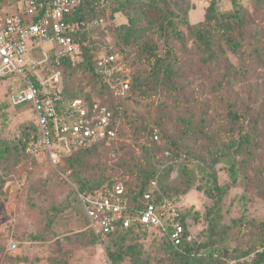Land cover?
<instances>
[{
	"label": "rangeland",
	"instance_id": "1",
	"mask_svg": "<svg viewBox=\"0 0 264 264\" xmlns=\"http://www.w3.org/2000/svg\"><path fill=\"white\" fill-rule=\"evenodd\" d=\"M20 5L19 0H0V12H19ZM83 7L89 24L80 43L94 45L91 62L110 49L122 50L129 71L123 68L120 72L129 79L144 75L156 56L164 55L160 20L169 21V27L185 34V45L194 61L200 53L195 41L187 39V26L202 22L210 11L233 23L241 15L247 25L264 29V0H94ZM144 41L156 45L153 55L143 48ZM170 45L182 56L180 42L172 38ZM33 59L38 64V75L27 74L37 81V77L48 80V90L105 98L94 71L86 64L62 72L55 67L51 51L45 54L41 49L34 52ZM240 63L236 54L226 50L219 59L217 76L229 82L216 92L208 91L205 84L203 92L193 100V86L179 94L163 90L140 93L133 88L125 101L117 139L91 154L81 172L88 183L106 175L104 184L112 178H122L133 185L141 179V170L154 167L160 176L167 165H172L170 177L159 185L169 196L178 198L186 210L184 221L194 235L198 262L210 253L221 255L226 247L228 262L252 264L257 253L264 250V120L254 134L256 144L242 149L241 154H231L236 161L235 181L226 160L210 165L213 142L237 137L242 127L240 120L230 121V103L239 117L243 113L240 99L243 105L261 110L264 117V69L248 85L240 82ZM56 71H60L57 82L50 79ZM21 82L15 74L0 78V264H179L174 251L155 231H134L121 246L119 241L91 233L76 197L79 186L68 168L69 153L52 163L44 152L26 154L22 148L33 135L35 117L29 105H14L11 101ZM169 110L172 118L165 117ZM204 110V125H200L199 117L188 121L181 118V113ZM151 131H158V140L151 138ZM202 131H208V138ZM150 141H155L159 150L146 161L143 147ZM166 148L174 149V159L164 156ZM9 150L12 152H4ZM181 152L186 157L180 158ZM213 174L216 183L228 189L219 202L216 244L205 247L202 243L209 232L206 211L210 209L213 218L217 211L212 208L216 203ZM187 182L190 187L182 192V183ZM10 241L16 243L14 251L7 250ZM127 245L137 247V251L132 248L131 256L112 262L107 248L120 251Z\"/></svg>",
	"mask_w": 264,
	"mask_h": 264
},
{
	"label": "trees",
	"instance_id": "2",
	"mask_svg": "<svg viewBox=\"0 0 264 264\" xmlns=\"http://www.w3.org/2000/svg\"><path fill=\"white\" fill-rule=\"evenodd\" d=\"M94 0H82V3L77 8L76 12L69 18L72 21H85V10L84 4H91ZM243 22V23H242ZM245 19L240 15L236 16L235 23L229 20H223L218 18L213 12H209L206 18L202 22L190 24L187 26V39H193L196 43L198 51L200 53L199 57L196 61L190 55V49L185 45V34L182 31L177 30L176 28H171L169 21L160 20L159 28L161 32V36L163 39L165 52L161 57L156 56L154 62L150 63L149 69L146 71L144 75L131 77L129 79V88L124 92L123 95L118 94L117 85L118 80H122L125 75L120 71L113 73L111 83L113 85H108L103 83L100 73L97 70L96 59H93L91 62V50L94 48V45H81V51L83 55V60L77 64H72L68 58L61 59L60 63H55L54 55L52 54V59L59 70L62 72L66 68H73V66H78L82 64H86L90 69L94 71V74L97 80L100 82V87L102 88L103 93H105V98H95V97H86V96H71V95H63L66 98L73 97H82L86 99L88 102L98 101L100 104L106 105L108 108L114 111L115 116V128L116 135L110 142H100L97 144H92L86 147L74 148L68 154V168L71 169V176L76 184L79 186L78 190L87 192L91 191L97 187L110 185L118 180H122L125 194L128 197V200L131 203L138 204L140 207L143 206L141 201V197L144 192H151L158 198L160 197H168L170 199L180 201L176 197L169 196L165 189L164 191L159 185L162 181H166L170 177V173L172 170V165H167L162 172L161 175H157L155 168L150 167L147 170H141V179L132 183L131 185L128 182V179L122 178H112L103 183L104 180L107 179L106 175H101V177H97L91 183L85 181L81 176V172L86 168L88 157L93 154L99 152L104 143L108 144L117 139L118 134L120 132L121 124L124 121V105L125 101L129 95V92L135 88L138 92H149L150 94L158 93L163 90L164 93L176 92L179 94L185 87L193 86L194 91L192 93V100L197 99L198 96L203 92L204 86L206 84L207 90L210 92H216L219 88L226 85L229 80L224 81L217 76L220 71L219 59L225 56V51L229 50L232 53L236 54L240 58V82L246 83L249 85V81L255 77V75L260 74L264 69V29L258 28L254 26H250L246 24ZM84 29L79 33L80 37L84 35ZM176 40L180 42V46L183 49L182 56L175 53L173 51L172 46L170 45V39ZM145 51H148L151 55H153L155 51V44L152 41H144L142 43ZM117 52L120 56L119 62L129 71V68L126 66L125 55L122 50H114L110 49L107 51V54H111ZM30 77V76H29ZM1 78V77H0ZM34 83L38 85L37 80L33 77ZM22 81V80H21ZM24 85L22 81L21 84L17 87L20 88ZM166 91V92H165ZM29 105L32 109L31 103L24 102L19 105ZM244 101L240 99V108H243V113L240 112V117L238 115L237 110L234 108V105L230 103L227 114L230 118L231 122H236L240 120L241 128L237 132V137H231L229 141H215L211 145V156H210V165L213 167L220 160L224 159L229 163V175L232 181L236 180V161L233 160L234 157L231 156L232 153L241 154L242 149H246L250 144H256L257 140L254 139V134L257 131V127L259 126V122L264 120L263 113L261 110H255L254 107L251 109L249 105H243ZM242 105V106H241ZM117 107H119L117 109ZM206 111L204 110L201 113H197L195 111L189 113H181L183 116L181 117L184 121L193 120L197 117L200 119L201 124H206ZM251 112V113H250ZM32 113L34 115L33 109ZM249 116V117H248ZM166 118H172V111H166ZM245 120L247 122L245 123ZM161 121V119H160ZM114 126V125H113ZM248 127V129H247ZM158 131H151V138L157 136L155 140H158L159 135ZM254 132V133H253ZM206 138H208V131H202ZM38 136V127L36 122L33 126V135L30 139H26L23 142V150L26 154H29L25 150L26 144L35 139ZM173 146H176L175 144ZM8 145L5 146V150ZM14 148H18L14 146ZM144 159L147 161L152 158L159 147L155 144V141L148 142L144 147ZM4 152H12V150L4 151ZM3 153V152H2ZM31 154V153H30ZM174 149L166 148L164 150V156L166 158L174 159ZM179 157H186L184 152L179 153ZM185 169V167H184ZM214 180V189L216 190V203L212 208H216V215L213 218L210 215V209L206 211V217L208 219V239L202 243V246L215 245L217 241L218 233L216 232L217 224L219 216L218 210L219 202L221 201L223 195L226 193L228 187H221L216 183V175L213 174ZM154 181V186L151 185V182ZM103 183V184H102ZM1 184V177H0ZM190 182L182 183V187L180 188L182 192H186L190 187ZM212 197L214 194H210ZM77 197V194H76ZM80 209L83 213L85 222L87 224V219L83 212L82 206L77 197ZM186 210L184 209L181 214V220L184 221V214ZM210 216V217H209ZM237 220H234L236 223ZM186 227L187 224L185 223ZM89 229V228H88ZM91 231V229H89ZM134 231H155L159 234L160 238L163 240L162 242L170 247L177 256V260L179 264H226L230 259L227 257V248L224 247L221 255H215L210 253L209 257L204 261L198 262L196 257V246H194L193 242H182L180 245H174L171 241L168 234L163 232L160 229L149 227L147 225H142L139 223H133L127 228H120L112 233L106 234L101 238H109L113 241H119L120 246L123 244L126 236L131 234ZM91 233L96 236L92 231ZM98 237V236H96ZM199 246H201L199 244ZM132 248H135L137 251V247H133L132 245H127L123 247L120 251H113L107 248L108 256L112 262H118L125 256H131L134 252H132ZM252 264H264V250L257 253L256 257L253 259Z\"/></svg>",
	"mask_w": 264,
	"mask_h": 264
},
{
	"label": "built area",
	"instance_id": "3",
	"mask_svg": "<svg viewBox=\"0 0 264 264\" xmlns=\"http://www.w3.org/2000/svg\"><path fill=\"white\" fill-rule=\"evenodd\" d=\"M19 1V12H0V77L17 75L24 85L12 93V103L19 105L29 101L32 105L38 136L26 144L25 150L44 152L52 163H57L74 148L112 141L116 135L112 109L82 97L66 98L60 90H48V80L37 77L36 85L27 74L38 75L33 54L39 49L45 54L53 52L57 64L65 58L72 64L83 60L79 33L89 23L69 19L82 0ZM119 60L117 52L97 57V70L103 83L113 85V73L123 70ZM59 76L60 71H56L50 79L57 82ZM128 88L129 78L118 80V94L123 95ZM154 184L152 181L151 185ZM76 194L87 227L98 237L139 223L162 230L174 245L194 241V235L181 220L184 208L180 201L158 198L147 191L141 197L143 206L140 207L128 200L122 180L87 192L77 190ZM15 249L16 243L10 241L7 250Z\"/></svg>",
	"mask_w": 264,
	"mask_h": 264
}]
</instances>
